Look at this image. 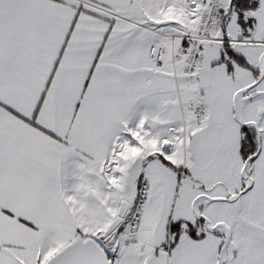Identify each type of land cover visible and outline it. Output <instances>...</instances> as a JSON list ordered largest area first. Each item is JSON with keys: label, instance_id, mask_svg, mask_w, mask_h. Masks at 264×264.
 I'll use <instances>...</instances> for the list:
<instances>
[{"label": "snow or ice", "instance_id": "1", "mask_svg": "<svg viewBox=\"0 0 264 264\" xmlns=\"http://www.w3.org/2000/svg\"><path fill=\"white\" fill-rule=\"evenodd\" d=\"M0 264H264V0H0Z\"/></svg>", "mask_w": 264, "mask_h": 264}]
</instances>
